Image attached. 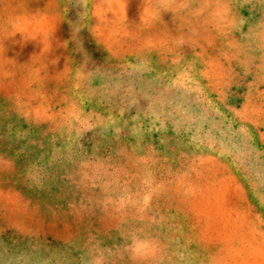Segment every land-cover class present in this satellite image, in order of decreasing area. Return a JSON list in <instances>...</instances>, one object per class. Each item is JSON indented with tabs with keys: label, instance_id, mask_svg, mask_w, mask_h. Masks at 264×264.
<instances>
[{
	"label": "rangeland",
	"instance_id": "obj_1",
	"mask_svg": "<svg viewBox=\"0 0 264 264\" xmlns=\"http://www.w3.org/2000/svg\"><path fill=\"white\" fill-rule=\"evenodd\" d=\"M0 264H264V0H0Z\"/></svg>",
	"mask_w": 264,
	"mask_h": 264
},
{
	"label": "clouds",
	"instance_id": "obj_2",
	"mask_svg": "<svg viewBox=\"0 0 264 264\" xmlns=\"http://www.w3.org/2000/svg\"><path fill=\"white\" fill-rule=\"evenodd\" d=\"M29 178H33L31 173L29 174ZM129 247L134 254H139L146 251L149 245L146 241L133 239L132 244Z\"/></svg>",
	"mask_w": 264,
	"mask_h": 264
}]
</instances>
